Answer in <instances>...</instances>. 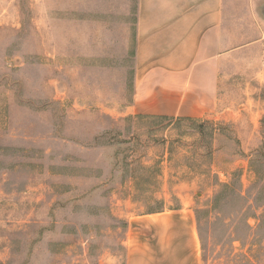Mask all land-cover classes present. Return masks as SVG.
<instances>
[{"label":"rangeland","instance_id":"obj_1","mask_svg":"<svg viewBox=\"0 0 264 264\" xmlns=\"http://www.w3.org/2000/svg\"><path fill=\"white\" fill-rule=\"evenodd\" d=\"M137 3L0 0V264H125L129 221L179 208L200 264H264V41L208 111L135 113Z\"/></svg>","mask_w":264,"mask_h":264},{"label":"crops","instance_id":"obj_2","mask_svg":"<svg viewBox=\"0 0 264 264\" xmlns=\"http://www.w3.org/2000/svg\"><path fill=\"white\" fill-rule=\"evenodd\" d=\"M137 6L135 113L189 117L208 111L217 101L226 56L264 41V0H138ZM129 222L125 264H200L188 209Z\"/></svg>","mask_w":264,"mask_h":264},{"label":"trees","instance_id":"obj_3","mask_svg":"<svg viewBox=\"0 0 264 264\" xmlns=\"http://www.w3.org/2000/svg\"><path fill=\"white\" fill-rule=\"evenodd\" d=\"M165 118H168V117H165ZM261 123L264 125V118L261 120ZM261 158L264 159V154L261 151H259V153H257L256 155L253 156V158H251L250 168L255 174H257L256 172L258 171L256 167L259 166V164L262 162ZM238 174L240 177V173ZM238 182H239V179H238ZM151 212H157V211H151Z\"/></svg>","mask_w":264,"mask_h":264}]
</instances>
